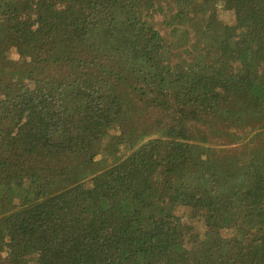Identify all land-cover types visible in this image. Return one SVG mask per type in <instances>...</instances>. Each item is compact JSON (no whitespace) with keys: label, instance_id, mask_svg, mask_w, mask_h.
I'll use <instances>...</instances> for the list:
<instances>
[{"label":"trees","instance_id":"trees-1","mask_svg":"<svg viewBox=\"0 0 264 264\" xmlns=\"http://www.w3.org/2000/svg\"><path fill=\"white\" fill-rule=\"evenodd\" d=\"M0 264H264V0H0Z\"/></svg>","mask_w":264,"mask_h":264},{"label":"rangeland","instance_id":"rangeland-1","mask_svg":"<svg viewBox=\"0 0 264 264\" xmlns=\"http://www.w3.org/2000/svg\"><path fill=\"white\" fill-rule=\"evenodd\" d=\"M227 12V11H226ZM226 12H223L222 13V18H224L226 21H229L231 23H234L235 21V16L234 15H229L228 13ZM158 19H160V16L158 17ZM10 55V58L13 59V60H18L19 59V54L17 53V51L15 49H12L9 53ZM100 155L97 154V158H99ZM109 160V159H108Z\"/></svg>","mask_w":264,"mask_h":264}]
</instances>
